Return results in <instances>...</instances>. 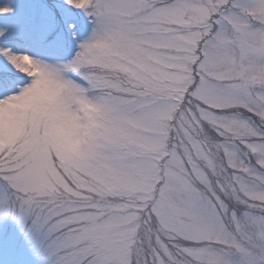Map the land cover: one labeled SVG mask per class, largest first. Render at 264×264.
Returning a JSON list of instances; mask_svg holds the SVG:
<instances>
[{
    "label": "snow or ice",
    "instance_id": "obj_1",
    "mask_svg": "<svg viewBox=\"0 0 264 264\" xmlns=\"http://www.w3.org/2000/svg\"><path fill=\"white\" fill-rule=\"evenodd\" d=\"M0 264H264V0H0Z\"/></svg>",
    "mask_w": 264,
    "mask_h": 264
}]
</instances>
